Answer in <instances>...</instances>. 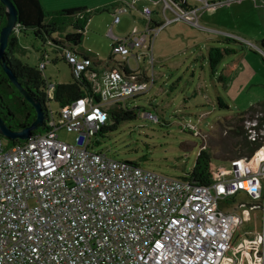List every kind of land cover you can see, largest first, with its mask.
<instances>
[{
  "label": "built area",
  "instance_id": "2783aa9c",
  "mask_svg": "<svg viewBox=\"0 0 264 264\" xmlns=\"http://www.w3.org/2000/svg\"><path fill=\"white\" fill-rule=\"evenodd\" d=\"M192 1L201 7L163 0L161 23L146 5L145 30L110 33L113 57L102 69L66 49V62L76 77L88 78L92 94L60 111L48 106L43 131L28 140L10 145L0 134V264H264V234L235 245L243 217L227 210V201L240 194L262 201L264 162L256 166V155L231 161V170L215 167L210 184L198 185L92 148L111 109L149 88L141 62L150 56L153 65L160 30L182 20L200 27V10L240 0ZM135 2L114 9V24ZM131 57L138 69L130 68ZM50 62L43 55L38 66L44 72ZM54 89L50 82L51 99ZM257 117L245 122L251 140L264 136ZM61 129L76 134L74 144L60 139Z\"/></svg>",
  "mask_w": 264,
  "mask_h": 264
},
{
  "label": "rangeland",
  "instance_id": "374dc122",
  "mask_svg": "<svg viewBox=\"0 0 264 264\" xmlns=\"http://www.w3.org/2000/svg\"><path fill=\"white\" fill-rule=\"evenodd\" d=\"M132 1L121 3L127 5ZM144 1L147 4L138 0L135 8L123 14L121 21L114 24L113 0H43L49 11L79 7L92 11L84 40L76 50L89 55L99 63L97 67L101 69L113 55L110 33L124 37L135 29H146L147 22L143 15L145 5L155 9L153 17L160 23L165 21L163 0L156 4L153 0ZM190 3L201 7L200 3L192 0ZM263 5L264 0H240L212 6L200 10V27L182 20L160 30L155 38L153 65L149 62L150 56L141 62L150 79L149 88L124 104V108L135 110L137 117L123 121L116 130L104 136L93 138V150L102 151L115 160L137 162L143 168L164 175L185 177L193 169L203 147L212 153L215 167L231 170L232 159L241 157L238 158L236 153H227L229 145L235 143L236 139L231 133L221 130L218 122L248 109L241 110L243 106L240 102L254 95L261 96L260 91L264 90V85L259 84L264 79V56L255 52L263 54L259 50L260 41L264 38ZM103 7L109 10L97 12ZM167 16L173 17L169 11ZM212 28L223 32H213ZM70 31L71 28L68 29ZM17 34L20 44L17 58L31 66H38L43 55H47L51 62L44 71L46 79L52 84L73 81V70L63 59L62 51L36 39L31 29ZM60 36L54 34L55 38ZM215 47L228 48L232 53L212 70L208 56L210 49ZM240 56L243 58L232 78L221 82L219 76L223 68ZM55 59L56 63L53 62ZM129 62L131 69H138L139 62L135 57H131ZM1 92L23 120L30 107L21 106L13 86L5 84ZM218 97L229 108H221ZM48 106L54 112L61 110L55 101H49ZM149 114L153 117L150 118ZM112 123L113 119L110 118L108 125ZM58 134L61 140L75 143V133L61 129ZM4 140L8 142L6 138ZM263 162L264 150L256 154L254 160L256 166ZM261 184L264 190V176H261ZM242 202L246 204L243 208L239 206ZM227 203L230 205L228 211L237 212L243 217L235 233V245L264 234V197L262 201L255 202L247 195L240 194ZM254 203L261 207L250 209ZM245 210L249 213L246 214ZM245 264H249L248 260Z\"/></svg>",
  "mask_w": 264,
  "mask_h": 264
},
{
  "label": "trees",
  "instance_id": "16d2710c",
  "mask_svg": "<svg viewBox=\"0 0 264 264\" xmlns=\"http://www.w3.org/2000/svg\"><path fill=\"white\" fill-rule=\"evenodd\" d=\"M12 1L18 9L19 26L10 37L9 45L4 54V60L13 71L18 83L43 105L46 117L48 113L49 101H55L62 108L78 98L91 95L93 90L88 78L84 75L76 77L73 73V81L71 83L55 84L54 97L52 99L49 98L47 89L50 82L46 79L44 72L39 68V66H31L21 61L16 57V52L20 49L17 33L27 31L28 29L33 31L36 39H39L43 43L49 44L55 49L62 51L63 54L68 48L77 51L76 48L80 46L84 40V35L89 19L92 16V11H90L87 7L65 8L56 11H48L42 0ZM108 10V7H103L97 9V12ZM5 11V6L0 0V16L2 18L3 27L6 24ZM69 28H71L72 31L68 32ZM54 34H60L61 36L60 38H55ZM260 48L264 51V38L260 41ZM77 53L84 58L90 57L85 53L81 54L78 51ZM231 53L232 51L228 48H211L208 56L211 69L215 70L220 61ZM112 57L108 62L112 60ZM242 58L243 56L238 57L231 65H226L223 68L221 75L219 76V80L221 82H226L232 78L235 69L240 64ZM63 59L65 60L64 55ZM56 61V59L53 60L54 63H56ZM96 65H99V63H96ZM126 71L128 73H132L128 67H126ZM5 84L15 88V92L18 94V99L21 101V106L30 107V111H28L23 120L18 117L13 107L2 94L1 87ZM218 104L221 108H229L227 103L221 97H218ZM256 116H258L257 118L259 121L258 128H261L264 124V99L248 107L245 111L226 117L222 121L218 122V126L221 130L231 133L236 139L235 143L229 145L227 153H236L238 158H242V156H244L250 159L264 150V136L262 138H258L257 140L249 139L245 124L248 119H253ZM110 117L113 119V123L103 126L98 136H104L107 132L116 130L125 120L135 119L137 117V113L133 109L116 106L111 109ZM0 118H2L12 129L28 126L36 118L35 108L12 84V81L3 70L1 62ZM42 131L43 129H38L35 130L33 134L37 135ZM22 141L23 140L9 141V144L15 145L21 143ZM233 160L235 159H232V161ZM214 168L215 166L213 164L212 153L206 148L201 147L193 169L185 176V178L198 185H208L213 178Z\"/></svg>",
  "mask_w": 264,
  "mask_h": 264
},
{
  "label": "water",
  "instance_id": "95a60500",
  "mask_svg": "<svg viewBox=\"0 0 264 264\" xmlns=\"http://www.w3.org/2000/svg\"><path fill=\"white\" fill-rule=\"evenodd\" d=\"M5 6L6 24L0 32V62L3 70L8 75L12 84L20 91L23 97L35 108L36 118L28 126H23L18 129H12L6 122L0 118V134L10 141L28 140L33 136V132L38 129H43L45 126L46 115L43 105L36 100L28 91H26L17 81L13 71L9 68L4 60V54L9 45V40L12 34L19 26L18 9L12 0H1Z\"/></svg>",
  "mask_w": 264,
  "mask_h": 264
},
{
  "label": "crops",
  "instance_id": "0c3cea01",
  "mask_svg": "<svg viewBox=\"0 0 264 264\" xmlns=\"http://www.w3.org/2000/svg\"><path fill=\"white\" fill-rule=\"evenodd\" d=\"M128 1H130V0H113V9H115L118 5H120V4H126V3H121V2H128ZM136 1V0H135ZM138 1V0H137ZM137 1L135 2V4H137ZM142 2H144V3H146V1H144V0H141ZM152 1V0H151ZM154 1V3L156 4V3H158L159 2V0H153ZM42 2H43V0H42ZM133 2V1H132ZM148 2V1H147ZM43 4H44V2H43ZM128 4V3H127ZM147 4V3H146ZM148 4H149V2H148ZM146 6V5H145ZM150 6V5H149ZM152 7V6H151ZM263 7H264V5H263ZM153 8V7H152ZM154 10V12H155V9H153ZM49 11V10H48ZM220 11V10H219ZM153 19L156 21V22H160V20H158V19H156V18H154L153 17ZM162 21V20H161ZM206 27H209V25H207V24H204ZM206 29V28H205ZM211 31H213V32H223V31H221V30H217L216 28H212L211 29ZM225 33V32H224ZM250 52H252L251 50H250ZM256 53H259L260 55H262V56H264V53L262 54L261 52H257V51H255ZM254 53V52H253ZM256 53H254L255 55H257ZM263 62H264V59H263ZM259 84H263L264 85V79L261 81V83H259ZM261 93V96H259V95H254L253 97H250V98H248V99H246V100H244V101H242V102H240L241 104H242V106H243V108L241 109V110H244V109H246V108H248V107H250V106H252V105H254L255 103H257V102H259V101H261V100H263L264 99V90H261L260 91ZM260 98V99H259ZM246 240V239H245ZM244 240V241H245ZM243 242V241H242ZM239 244H241V242H239L238 244H237V246H239Z\"/></svg>",
  "mask_w": 264,
  "mask_h": 264
}]
</instances>
